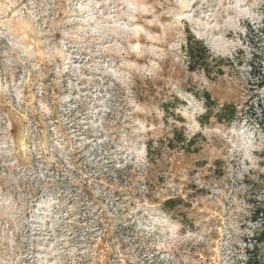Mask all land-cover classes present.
Listing matches in <instances>:
<instances>
[{"label": "rangeland", "instance_id": "obj_1", "mask_svg": "<svg viewBox=\"0 0 264 264\" xmlns=\"http://www.w3.org/2000/svg\"><path fill=\"white\" fill-rule=\"evenodd\" d=\"M263 25L264 0H0V264H244ZM203 91L235 119L201 124Z\"/></svg>", "mask_w": 264, "mask_h": 264}, {"label": "trees", "instance_id": "obj_2", "mask_svg": "<svg viewBox=\"0 0 264 264\" xmlns=\"http://www.w3.org/2000/svg\"><path fill=\"white\" fill-rule=\"evenodd\" d=\"M250 32L251 31L248 30L249 34ZM260 33L262 36H264V25L260 29ZM185 53L188 58V69L190 71H195L197 69L207 70L210 60H213L207 47L192 35H188L186 39ZM217 60L222 62L223 59L218 58ZM256 60L257 57H253L251 62L248 64V74L250 80H252L251 85L253 90L256 92H264V62L260 60L255 62ZM202 94L206 111L199 117V122L201 124L207 122L213 113V107L215 106V102L211 100L209 93L203 91ZM256 105L258 107L259 114L263 117V121H260L258 126H261V130L264 131V97L258 98ZM236 113L237 111L234 105L225 103L213 113V116L218 122H221L222 120L231 122L233 119H235ZM251 114L253 116L256 113L254 110H252ZM185 139L186 138L182 132L174 130L172 132V138L169 139V146L171 148H175L176 145H173V142L183 144V142L186 141ZM191 142V140H188L186 143L187 146L191 145ZM259 157L260 165L264 168V149L260 152ZM165 205L168 207H173L174 201L168 200L165 202ZM252 207L251 219L253 222L258 223L259 227L252 236L253 240L251 242V249L246 250V261L244 264H264V201H253Z\"/></svg>", "mask_w": 264, "mask_h": 264}]
</instances>
